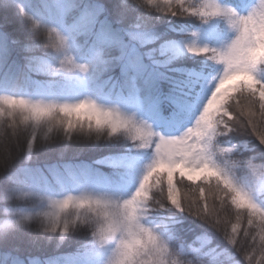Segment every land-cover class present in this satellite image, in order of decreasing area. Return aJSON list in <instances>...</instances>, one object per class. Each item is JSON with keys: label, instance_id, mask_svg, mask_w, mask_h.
Masks as SVG:
<instances>
[{"label": "trees", "instance_id": "1", "mask_svg": "<svg viewBox=\"0 0 264 264\" xmlns=\"http://www.w3.org/2000/svg\"><path fill=\"white\" fill-rule=\"evenodd\" d=\"M243 1L218 3L235 10ZM122 5L123 0H0V95L35 97L55 93L61 100L76 101L87 90L96 100L120 101L134 93L128 86L135 79L134 89L144 108L150 106L152 119L158 120L164 133L175 134L197 108L206 82L216 73V66L204 57L189 55L186 47H219L230 29L222 18L205 23L144 7H130L125 12ZM21 8L27 16L70 34L74 38L72 54L77 62L89 65L88 73L73 80L49 75L53 57L20 15ZM161 41L166 45L163 50L159 48ZM259 71L264 80V67ZM219 140L225 146L237 145L234 157L261 151L255 140L249 147L240 144L239 136ZM151 155V149H138L122 138L96 146L57 140L31 156L21 154L11 170L14 181H9V173L0 175V192L17 183L33 189L59 190L92 182L127 195L137 187ZM106 158L120 163H98ZM24 178L29 182L24 183ZM251 194L264 207V186H257ZM34 203H0V212L31 209ZM147 222L160 225L173 246L199 249L208 264L242 261L220 233L187 213L166 208L150 215ZM86 245L83 232L60 242L31 227L18 229L0 239V264H100ZM190 255L195 256L191 252Z\"/></svg>", "mask_w": 264, "mask_h": 264}, {"label": "clouds", "instance_id": "2", "mask_svg": "<svg viewBox=\"0 0 264 264\" xmlns=\"http://www.w3.org/2000/svg\"><path fill=\"white\" fill-rule=\"evenodd\" d=\"M218 5L222 12L232 13L216 18L224 19L233 35L223 45L213 47L214 51L198 54L199 57L206 58L216 66V76L215 87L211 89L207 101L192 124L179 134L170 136L162 135L152 127L149 132L147 128L138 129L136 126H128L127 130L121 132L118 137L137 148L151 147L152 150L150 162L145 166L135 190L127 195H120L115 192L100 191L84 184H73L59 190H41L17 183L15 187L0 192V203L31 200L35 202L34 207L27 210L0 212V239L12 231L28 227L48 239L56 237L60 242L73 234L83 232L87 236L86 246L95 252L100 264H197L195 259L186 256V250L181 252L165 238L160 225L147 222L150 215L160 210L175 209L170 208L161 198L146 203L147 198L141 192L145 180L148 179L149 169L157 161H159L158 166L172 167L178 160H182L185 167L191 166L195 169L207 167L215 173L213 179L224 190L231 189V194L235 195L239 189H243L241 198L246 204L264 208L255 202L251 194L257 186H264V141L257 137H245L241 132L242 125L240 128L234 125L232 133H225L223 127L217 128L216 116L219 109L212 107L222 96L233 90L232 82L247 79L256 83L248 71V65L264 66V0H255L246 14H239L229 6H222L219 3ZM30 30L32 31L31 27ZM45 50L53 57L50 66L58 67L62 56L50 49ZM49 75L73 80L79 76V73L61 71L53 74L50 69ZM260 91H264V86H260ZM19 96L26 103L40 102L36 96ZM47 100L62 101L56 96L48 97ZM36 114L39 115V109L36 110ZM31 115L27 112H17L11 120L0 117V175L9 173V181H14L11 170L21 153L17 151L14 157L8 159V154L2 147L3 140L10 132L23 134L25 117L29 118L30 126ZM100 118H104L103 114ZM13 121L15 128L12 127ZM112 122L117 127L121 126L119 121ZM139 123L140 120L137 119L136 124ZM237 124L240 122L237 121ZM213 134L215 139L212 140L213 147L208 154L210 159L206 163H201L205 150L200 142L207 143ZM154 136L158 138L153 147ZM231 136L241 137L240 144L244 147H249L251 140H255L260 145L261 151H250L247 156L234 157L237 145L225 146V143L219 140L221 137ZM111 140L113 139L105 135L98 141L93 139L85 143L96 146ZM189 160L194 163L189 165ZM254 173L259 174V180ZM146 208L151 211H146Z\"/></svg>", "mask_w": 264, "mask_h": 264}, {"label": "snow or ice", "instance_id": "3", "mask_svg": "<svg viewBox=\"0 0 264 264\" xmlns=\"http://www.w3.org/2000/svg\"><path fill=\"white\" fill-rule=\"evenodd\" d=\"M121 7L125 12L130 7L133 10L144 7L172 17H199L205 23L220 15L232 14L230 11L222 12L217 0H123ZM20 15L28 21L32 32L42 39L45 49L62 56L59 66L49 65L48 70L51 69L53 74L61 71L88 73L89 65L77 62L72 54L74 38L70 34L66 35L55 27L27 16L23 8L20 9ZM165 46V42L159 43L161 50ZM186 51L192 56L199 57V53H210L214 49L190 45L186 47ZM99 55L97 53V56ZM261 67L264 66L248 65V71L256 80L255 84L252 80H236L232 82L233 90L212 105L213 108L219 109L216 116L217 128L223 127L225 133H232L234 125L237 128L242 125L241 132L245 137H257L264 141V91H260V86H264V80L257 76V70ZM214 87L215 81L211 89ZM51 96L56 94L38 95L36 97L40 102L26 103L16 94L0 95V117L11 120L17 112L32 114L30 126L29 118L25 117L23 134L10 132L5 135L2 147L6 150L8 159L14 157L17 151L31 156L35 150L51 144L53 140L85 143L93 139L98 141L105 135L109 139H114L118 138L121 132L126 131L128 126H136L138 129L147 128L151 132L150 125H146L143 121L137 125L136 116L122 111L119 107L105 106L87 97L76 101L49 102L47 98ZM37 109L39 115L36 114ZM101 114L104 116L103 119L100 118ZM113 120L119 121L121 126L117 127ZM237 121L240 124H237ZM12 127H16L14 121ZM157 138L158 136L153 138V147ZM214 139L215 134L207 143L200 142L205 150L201 163H206L210 159L208 154L211 153ZM98 163L116 166L120 162L106 158ZM188 163L192 165L194 161L189 160ZM158 165L159 161L149 169L148 179L141 188V192L147 198L146 203H151L156 198L163 199L170 208L193 215L220 233L242 257L240 264H264V214H262L264 208L246 204L241 198L243 189H239L235 195L231 194V189L224 190L213 179L215 173L207 167L199 169L185 167L182 160H178L172 167ZM254 174L259 180V174ZM185 179L191 183L185 184ZM145 210L151 211L147 208ZM180 251L184 252L185 249L181 248ZM186 251L195 254L197 264H208L199 249L189 248Z\"/></svg>", "mask_w": 264, "mask_h": 264}, {"label": "rangeland", "instance_id": "4", "mask_svg": "<svg viewBox=\"0 0 264 264\" xmlns=\"http://www.w3.org/2000/svg\"><path fill=\"white\" fill-rule=\"evenodd\" d=\"M255 0H248L246 4L243 5L242 9H240L237 13L239 14H246L250 9L251 7L253 6ZM233 35V34H232ZM232 35L227 39L229 40ZM257 76L259 78V75H258V71H257ZM215 81V77L209 82V85L207 87V91L206 93L203 95V98L199 104V108L197 109V111L195 112V114L193 115L192 119L186 124V126H184L182 128V131L183 129H185L186 127L190 126L192 124V121L193 119H195V117L199 114V111L201 110L202 106H203V103L207 97L208 94H210V91H211V85L212 83ZM234 83V82H233ZM227 87V85H226ZM90 98V99H93L88 93H85L83 94L82 98ZM94 100V99H93ZM97 103H100V104H103L105 106H115V107H119L122 111H125V112H128L130 114H134L136 116V118L140 121H143L145 123H147L148 125H150L152 128L154 127V124L151 123V121L147 118H145L142 114H141V109H140V102H139V98H137L136 96L132 97L129 101H123V102H120V103H114V102H107V101H96ZM160 133V132H159ZM161 134V133H160ZM163 135V134H162ZM166 136V135H165ZM187 180V179H186ZM188 181V180H187ZM189 182V181H188ZM199 182V181H198ZM86 186H89V187H92V188H95L97 190H100V191H103L101 190L99 187H96L95 185H92V184H88ZM177 249H181V248H184L183 245H178L176 246ZM185 249V248H184ZM186 256L189 258V259H194L193 257H189L188 256V252L186 251Z\"/></svg>", "mask_w": 264, "mask_h": 264}, {"label": "bare ground", "instance_id": "5", "mask_svg": "<svg viewBox=\"0 0 264 264\" xmlns=\"http://www.w3.org/2000/svg\"><path fill=\"white\" fill-rule=\"evenodd\" d=\"M193 121H194V120H193ZM193 121H192V122H193Z\"/></svg>", "mask_w": 264, "mask_h": 264}]
</instances>
